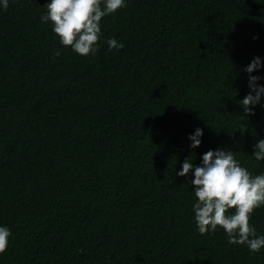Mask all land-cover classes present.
Masks as SVG:
<instances>
[{
	"label": "trees",
	"instance_id": "obj_1",
	"mask_svg": "<svg viewBox=\"0 0 264 264\" xmlns=\"http://www.w3.org/2000/svg\"><path fill=\"white\" fill-rule=\"evenodd\" d=\"M46 3L0 9V264H264L219 226L199 234L191 173L175 175L218 148L264 173V97L254 114L239 104L264 58V0H127L88 56L41 22ZM249 224L264 234V206Z\"/></svg>",
	"mask_w": 264,
	"mask_h": 264
},
{
	"label": "clouds",
	"instance_id": "obj_2",
	"mask_svg": "<svg viewBox=\"0 0 264 264\" xmlns=\"http://www.w3.org/2000/svg\"><path fill=\"white\" fill-rule=\"evenodd\" d=\"M10 0H0V9L6 10ZM127 6V0H48L46 11L40 16L42 23L50 24L59 44L80 55L88 56L98 50L97 41L102 35V18L115 14ZM109 51L124 47L116 38L106 41ZM60 55L59 51L54 53ZM264 68V58L254 57L243 69L248 74L249 92L239 103L245 114H254V108L264 97V76L252 75ZM244 128H242L243 130ZM203 130L199 127L188 135L189 148L196 149L202 143ZM252 156L264 162V139L253 145ZM191 173L190 181L195 200L192 205L196 231L204 235L223 229L227 243L245 245L249 252L264 248V234H258L255 226L249 224L255 209L264 206V173L253 175L241 166L234 153L222 148L209 149L201 157L198 166L187 158L175 175L185 177ZM230 209L234 211L229 212ZM12 232L6 225H0V254L10 242Z\"/></svg>",
	"mask_w": 264,
	"mask_h": 264
}]
</instances>
